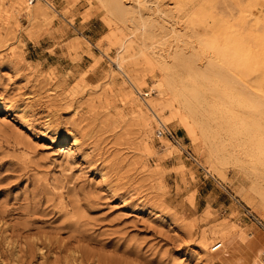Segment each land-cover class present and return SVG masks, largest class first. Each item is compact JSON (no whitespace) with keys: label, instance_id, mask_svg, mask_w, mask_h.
Returning <instances> with one entry per match:
<instances>
[{"label":"rangeland","instance_id":"1","mask_svg":"<svg viewBox=\"0 0 264 264\" xmlns=\"http://www.w3.org/2000/svg\"><path fill=\"white\" fill-rule=\"evenodd\" d=\"M109 1L0 0V264H264V0Z\"/></svg>","mask_w":264,"mask_h":264},{"label":"bare ground","instance_id":"2","mask_svg":"<svg viewBox=\"0 0 264 264\" xmlns=\"http://www.w3.org/2000/svg\"><path fill=\"white\" fill-rule=\"evenodd\" d=\"M30 1H34V0H30ZM122 1H124V0H121V1H120V0H113L112 2L109 1V2H108V4H109L108 6L111 7V6H110V3H111V5H112L111 9H112L113 11H116V12L119 13L120 15L122 14V15L125 17V15L128 13V11H127L128 8L124 5V4H126V2L123 3ZM144 1H145V0H144ZM148 1H149V0H148ZM122 3H123V4H122ZM145 3H146V2H145ZM148 3H149V2H148ZM124 6H125V7H124ZM138 6H139V5H138ZM133 8H134V7H133ZM126 9H127V10H126ZM138 9H139V8H138ZM138 9H137V10H138ZM126 11H127V13H126ZM138 11H139V10H138ZM138 11H137V14H140V13H138ZM140 11H141V14H142V10H140ZM116 12H115V13H116ZM124 12L126 13L125 15H124ZM129 12H131V11L129 10ZM135 12H136V11H135ZM117 15H118V14H117ZM127 15H129V13H128ZM142 15H143V14H142ZM118 16H119V15H118ZM140 17H141V15H140ZM140 17H139V19H140ZM149 17H151V16H149ZM142 19H146V18H144V17L142 16ZM149 19H150V18H149ZM140 20H141V19H140ZM146 20L149 21L148 19H146ZM151 20H154V19L151 18ZM151 20H150V21H151ZM142 21H144V20H142ZM150 21H149V22H150ZM154 21H155V20H154ZM154 21H151V22L153 23ZM146 24H147V22H146ZM150 24H151V23H150ZM157 24H158V22H157ZM161 24H162V23H161ZM156 26H157V25H156ZM163 28H164V27H163ZM164 31H165V30H164ZM176 48H177V47H176ZM177 50H179V49H177ZM172 51H173V50H172ZM178 53H179V52H178ZM187 53H188V52H187ZM187 53H186V54H187ZM172 54H176V51H173ZM175 56L177 57V54H176ZM175 56L173 55V57H175ZM181 56H182V54H181ZM184 56H185V55H184V53H183V56H182V60H183V62H184L183 65L186 67L187 70H190V72H189V71H187V72H189L190 75H191L192 71H193V73H194V72L197 73V72H196L197 67H196V70H194L193 68H194L195 66H194L193 64H192V65H191V64H189V65H186V64H185V62L187 61V59H185V58H188V55H187L186 57H184ZM191 56H192V55H191ZM191 56H190V57H191ZM194 56H196V55H194ZM176 57H175V58H176ZM183 57H184V58H183ZM175 58H174V59H175ZM178 58H179V56H178ZM184 59H185L186 61H185ZM189 59H190V58H189ZM199 59H200V58H199ZM191 60H192V59H191ZM196 60H197V59H196ZM173 61H174V60H173ZM179 61H181V60H179ZM179 61H178V62L176 61V65H177V63H179ZM197 61H199V60H197ZM207 61H208V60H207ZM207 61H206V62H207ZM210 61H211V60H210ZM174 62H175V61H174ZM162 63H163V62H162ZM186 63H187V62H186ZM192 63H193V62H192ZM211 63H213V62H211ZM196 64H199V62H198V63L196 62ZM206 64H207V63H206ZM204 65H205V64H204ZM211 65H212V64H211ZM193 66H194V67H193ZM170 67H171V66H170ZM179 67H180V66H179ZM199 67L201 68V66H199ZM204 67H206V66H204ZM214 67H215V66H214ZM203 69H205V68H203ZM203 69H202V71H203ZM206 69H207V68H206ZM206 69L204 70L205 72H206ZM211 69H212V68H211ZM208 70H209V69H208ZM215 70H217V69H215ZM197 71H198L199 73H202V72H200V71H201L200 69L197 70ZM170 72H171V71H170ZM208 72H212V71L210 70V71H208ZM208 72H206V73L203 72V73H204V76H205V75L208 76V74L211 75V74L208 73ZM195 73H194V74H195ZM199 73H198V75H199ZM207 73H208V74H207ZM218 73H219V72H218ZM194 74H193V75H194ZM212 74H213V73H212ZM224 74H225V73H224ZM193 75H192V76H193ZM201 75H202V74H201ZM186 76H187V75H186ZM196 76H197V74L195 75V80H199V79L196 78ZM204 76H203V77H204ZM207 76H205V79L202 78L203 80H202L201 82H204L205 80L207 81V79H209V78L211 79V78H212V76H211V77L208 76L209 78H207ZM219 76H220V75H219ZM226 76H227V75H226ZM198 77H199V76H198ZM200 77H202V76H200ZM200 77H199V78H200ZM216 77H217V76H216ZM224 77H225V76H224ZM190 78H191V77H190ZM214 78H215V77H214ZM226 78H227V77H226ZM200 79H201V78H200ZM210 79H209V80H210ZM209 80H208V81H209ZM234 82H235V81H234ZM198 83H199V82H198ZM239 83H240V82H239ZM177 84H178V83H177ZM195 84H196V83H195ZM234 85H235V83H234ZM196 86H197V85H196ZM200 86H202V85H200ZM181 87H182V86H181ZM218 87H219V86H218ZM232 88H233V86H232L230 89H232ZM182 89H183V88H182ZM205 89H206V88H205ZM235 90H236V89H235ZM243 92H244V91H243ZM190 93H191V92H190ZM192 93H193V92H192ZM192 93H191V94H192ZM201 93H202V92H201ZM238 93H239V92H238ZM247 93H248V92H247ZM177 94H178V93H177ZM177 94H176V95H177ZM192 95H194V97H197V96H198V95H197V92H196V93L194 92ZM192 95H191V97H192ZM196 95H197V96H196ZM206 96H207V95H206ZM244 96H245V95H244ZM248 96H249V95H248ZM254 96H255V94H254ZM245 99H246V98H245ZM256 100H257V99H256ZM151 105H152V103H151ZM251 105H252V104H251ZM258 113H259V112H258ZM160 117H161V116H160ZM254 122H255V121H254ZM256 123H257V122H256ZM251 125H252V124H251ZM161 126H164V125H161ZM255 126H256V125H255ZM263 128H264V127H263ZM254 132H255V131H254ZM252 133H253V132H252ZM257 144H258V143H257ZM225 244H226V248H228V247H227V244H228V243H227L226 241H225ZM220 250H221V249H220ZM222 251H223V252H228V250H226V249H223ZM226 254H227V253H226ZM263 256H264V255H263ZM258 263H259V262H258ZM254 264H255V263H254Z\"/></svg>","mask_w":264,"mask_h":264},{"label":"built area","instance_id":"3","mask_svg":"<svg viewBox=\"0 0 264 264\" xmlns=\"http://www.w3.org/2000/svg\"><path fill=\"white\" fill-rule=\"evenodd\" d=\"M157 132H158V137L167 138L170 141H172L178 145L181 144L178 137L176 136V134L166 125L160 126L157 129ZM190 156H192V155L190 154ZM247 212H248L247 216L250 217V219L253 222H255L257 225H259L260 227H262L264 229V222L258 216H256L252 211L248 210ZM222 247H223V243L221 241H217L216 243H214L212 245L211 251L216 252V251L222 249Z\"/></svg>","mask_w":264,"mask_h":264},{"label":"crops","instance_id":"4","mask_svg":"<svg viewBox=\"0 0 264 264\" xmlns=\"http://www.w3.org/2000/svg\"><path fill=\"white\" fill-rule=\"evenodd\" d=\"M243 1H247V0H243ZM259 1H263V0H259ZM263 11H264V8H263Z\"/></svg>","mask_w":264,"mask_h":264}]
</instances>
